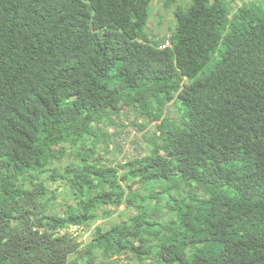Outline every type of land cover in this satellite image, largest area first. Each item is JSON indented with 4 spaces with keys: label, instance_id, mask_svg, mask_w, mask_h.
I'll return each mask as SVG.
<instances>
[{
    "label": "trees",
    "instance_id": "16d2710c",
    "mask_svg": "<svg viewBox=\"0 0 264 264\" xmlns=\"http://www.w3.org/2000/svg\"><path fill=\"white\" fill-rule=\"evenodd\" d=\"M151 2L0 0V264H264V0Z\"/></svg>",
    "mask_w": 264,
    "mask_h": 264
},
{
    "label": "rangeland",
    "instance_id": "374dc122",
    "mask_svg": "<svg viewBox=\"0 0 264 264\" xmlns=\"http://www.w3.org/2000/svg\"><path fill=\"white\" fill-rule=\"evenodd\" d=\"M161 1L162 0H152L147 27L152 39H162L163 42L165 41L163 39H166L170 33V29H172L173 26V8L170 7L164 9L162 7ZM183 1L186 2L188 0ZM132 116L133 115L131 113L120 115L118 118L114 119L115 124H111L106 129V131L110 133L111 139L117 142L119 148L109 147V152L103 154V156L107 159H111L114 163L120 162L124 159L140 156L149 149V146H146V142L143 139V134L150 129L151 124L147 125L144 130L138 131L136 127L130 124ZM138 121L139 119L136 120L137 123ZM119 149H121V151ZM50 187L54 188V185H50ZM122 208L123 206H119L117 210L113 212L110 218L98 222H100L103 227H106L109 222L119 220V218L116 216V212L122 210ZM129 213H131L130 210L126 211L123 218H126ZM86 235L88 234L84 233L83 239ZM116 264H134V261L130 259H121L120 261L116 262Z\"/></svg>",
    "mask_w": 264,
    "mask_h": 264
},
{
    "label": "built area",
    "instance_id": "2783aa9c",
    "mask_svg": "<svg viewBox=\"0 0 264 264\" xmlns=\"http://www.w3.org/2000/svg\"><path fill=\"white\" fill-rule=\"evenodd\" d=\"M167 44H168L167 42H164V44H162L160 47H164V46L167 45ZM71 231H73L74 234H77V233H79V232H80V233L83 232L82 235H81L82 239H83L84 233H87V234L89 233L88 231H82L80 227H76V226H74V227L71 229ZM87 236H88V235L85 236L84 240L87 238Z\"/></svg>",
    "mask_w": 264,
    "mask_h": 264
}]
</instances>
